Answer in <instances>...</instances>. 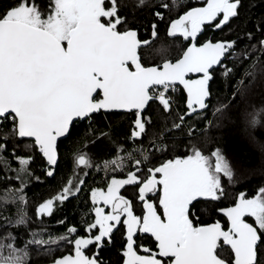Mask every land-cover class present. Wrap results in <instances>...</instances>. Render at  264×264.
Segmentation results:
<instances>
[{"label": "snow or ice", "instance_id": "6c2138e0", "mask_svg": "<svg viewBox=\"0 0 264 264\" xmlns=\"http://www.w3.org/2000/svg\"><path fill=\"white\" fill-rule=\"evenodd\" d=\"M162 27L180 41L176 55L142 59ZM257 98L260 0L0 4V183L15 201L0 211L17 209L0 216L11 241L0 243V264H32L33 252L47 264H110L108 247L118 264H264V143L249 134L260 156L247 163L226 143L243 144L241 120L245 132L262 123L244 109ZM61 160L71 175L57 177ZM50 178L29 219L26 186ZM70 198L87 212L73 226L57 221L64 234L54 235L43 221Z\"/></svg>", "mask_w": 264, "mask_h": 264}, {"label": "trees", "instance_id": "16d2710c", "mask_svg": "<svg viewBox=\"0 0 264 264\" xmlns=\"http://www.w3.org/2000/svg\"><path fill=\"white\" fill-rule=\"evenodd\" d=\"M185 2V0H171V3L174 5H179L180 3ZM261 4H264V0H260ZM7 0H0V4H6ZM176 11L178 9H173V15H175ZM260 8H256L253 10L252 19L249 21V25H251L252 21L256 19V16L259 14ZM239 23V21H233V25ZM215 36H227L228 35V29L225 28L223 32L217 31L213 33ZM144 39H148L149 37L145 36ZM231 38V37H229ZM166 44L169 48L168 54L165 57H159L157 54V49L161 44ZM180 45L179 40L175 39H168L165 35V30L162 27L160 31L159 38L155 40L154 43L150 44L148 47L141 50L142 59H163V58H170L171 56L176 55L177 48ZM231 63V60L228 61ZM243 72V69L240 70ZM247 105H252L251 107L257 106L264 109V103L261 102L259 98L252 99L246 102ZM119 120H117V124H119ZM245 126L241 124V122L238 125V135L243 140V144L236 143L233 145L232 141H226L230 146H234L235 150L237 151V154L241 155V158L244 159V161L247 163L249 160H257L260 156V150L257 149L255 146L251 145L249 139L247 138L249 133L251 135H254L257 140L260 143H264V125H257L255 129H248L249 133H245ZM215 134V133H214ZM121 140H123V137H121ZM68 141H64V145H67ZM128 147L130 151H136L138 150L141 145L140 143H133L132 145H124L123 143L115 146V151L117 154L124 155L123 152L120 151L121 148ZM87 150V148L85 149ZM69 156H71V150H69ZM108 159H112V156L107 157ZM101 163L103 160L100 161ZM61 167L57 173V177L64 174L65 176L71 175L70 169L74 168V164L71 162H65L64 160H61L60 162ZM3 166V162L0 161V167ZM12 168L18 167V162L15 164L10 165ZM40 166V161L37 160L36 164L33 165V167L38 168ZM2 175V173H0ZM57 183L56 178H50L48 179L47 183H40L36 182L31 185L26 186V195L28 197V200L25 202L27 204V207L24 208V212L27 214L29 219L33 218V211L35 204L39 201L41 195L43 194L45 198H47L48 191L51 187L55 186ZM19 187L18 182L15 183V185H10L9 187ZM249 188H255L258 186V180L251 179V183L247 185ZM14 198L12 197V194L8 191H5V186L3 183H0V209L5 208L7 205L14 204ZM77 203L74 199H69V201L62 206L58 211H56L55 215L52 216L50 219L45 218L43 223L46 225L51 232L54 235H63L64 234V228L57 223L59 220L65 219L66 216H70L71 219L69 220L68 226H73V223L75 221L81 220L85 213L87 212V209L84 208L83 205H81L79 208H74V205ZM90 207V205H89ZM17 209L15 207L10 208L8 211H0V216H6L9 214V212H15ZM94 215V214H93ZM0 224H2V221H0ZM76 226H79L78 224ZM11 241L3 239V228L0 227V243H8ZM18 243V241H17ZM63 247V246H61ZM54 255H59V252H54ZM32 264H37L41 262H47L48 257L43 256V253H41L42 258L37 259L36 253L33 252L32 254ZM102 256L105 259V261H109L110 264H117L118 263V255H117V248L116 247H108L105 248L102 252Z\"/></svg>", "mask_w": 264, "mask_h": 264}, {"label": "rangeland", "instance_id": "374dc122", "mask_svg": "<svg viewBox=\"0 0 264 264\" xmlns=\"http://www.w3.org/2000/svg\"><path fill=\"white\" fill-rule=\"evenodd\" d=\"M251 106L252 105H247V103H245L244 109H246L248 112H252V111L255 110L256 111V114H257V118L262 121V123L259 124V125H262V124L264 125V109L263 108H260V107H257V106H254V107H251ZM240 122H241L242 125L245 126V123H244L243 120H241ZM249 132L247 131L245 133H249ZM249 134H251V133H249ZM246 136H249V135H246ZM250 143H251V145H253V147L255 146L257 149L260 150V145L258 143H252V142H250Z\"/></svg>", "mask_w": 264, "mask_h": 264}, {"label": "flooded vegetation", "instance_id": "af4514ba", "mask_svg": "<svg viewBox=\"0 0 264 264\" xmlns=\"http://www.w3.org/2000/svg\"><path fill=\"white\" fill-rule=\"evenodd\" d=\"M210 34H213V33H210ZM133 191V189L131 187H128L127 188V192H125V190H121V194H130L131 192ZM144 240H145V243H149V236L148 235H145V234H142ZM118 264V263H117Z\"/></svg>", "mask_w": 264, "mask_h": 264}, {"label": "water", "instance_id": "95a60500", "mask_svg": "<svg viewBox=\"0 0 264 264\" xmlns=\"http://www.w3.org/2000/svg\"><path fill=\"white\" fill-rule=\"evenodd\" d=\"M37 264H47V262H41V263H37Z\"/></svg>", "mask_w": 264, "mask_h": 264}]
</instances>
